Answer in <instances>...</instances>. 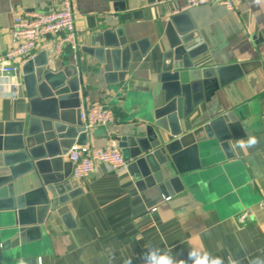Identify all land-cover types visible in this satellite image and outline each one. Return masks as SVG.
I'll return each instance as SVG.
<instances>
[{"label":"crops","instance_id":"crops-1","mask_svg":"<svg viewBox=\"0 0 264 264\" xmlns=\"http://www.w3.org/2000/svg\"><path fill=\"white\" fill-rule=\"evenodd\" d=\"M57 2L0 0V53L10 45L15 13L48 11ZM236 2L232 10L211 4L183 9L197 34L193 45L201 50L193 62L202 67L259 60L260 66L214 91L180 124L189 130L226 110L239 109V128L250 132L239 139L254 135L257 145L246 151L234 149L239 139L230 140L233 159L206 165L197 171L193 185L167 195L169 200L156 188H138L127 170L115 173L96 163L92 173L77 179L82 193L68 203V215L61 218L49 212L43 219L42 238L31 242L38 250V264H124L129 258L132 264H144L142 257L149 246L171 250L174 257L186 261L192 248L220 257L224 264L229 256L239 264L264 260V0ZM72 6L78 47L103 29L111 30L115 40L125 35L128 41L146 38L151 45L141 61L129 65L122 82L106 83L101 66L96 74L85 75L88 106L100 103L117 111L105 135L88 140L87 145L100 146L107 135L118 139L128 133L123 123L126 96L151 94L155 105L161 104L157 73L161 51L167 48L165 23L170 14L182 11H177L181 1L72 0ZM54 39L53 35L44 37L33 55L51 48ZM24 61L18 60L16 69ZM112 64L119 68L122 54ZM26 111V102L1 78L0 119L17 121ZM68 161L64 156L63 162ZM69 178L75 180L71 171ZM39 181L31 174L23 175L14 182L13 191L25 194ZM205 190L213 196L209 198ZM152 207L156 210L151 211Z\"/></svg>","mask_w":264,"mask_h":264},{"label":"water","instance_id":"water-1","mask_svg":"<svg viewBox=\"0 0 264 264\" xmlns=\"http://www.w3.org/2000/svg\"><path fill=\"white\" fill-rule=\"evenodd\" d=\"M186 15L182 10L166 19L167 48L161 51L157 73L161 104L142 93L128 95L122 103L128 133L119 136L118 146L126 170L138 188H156L165 197L193 185L197 171L206 165L233 159L229 141L250 134L239 128V109L189 130L180 122L221 86L260 66L259 60L195 66L201 50L193 45L197 34ZM150 47L146 38L128 41L119 35L115 40L111 30L103 29L90 35L86 45L60 54L51 47L15 70L14 91L27 111L17 121L0 119V264H38V250L31 242L42 238L43 219L49 212L67 216L68 203L82 193L77 180L69 178L72 163L63 158L73 145L84 146L90 137L105 135L103 127L86 130L81 120L88 106L85 75L96 74L101 66L106 83L122 82L129 65L141 61ZM120 54L117 68L112 63ZM26 174L39 183L15 195L14 182ZM205 191L209 198L214 194Z\"/></svg>","mask_w":264,"mask_h":264},{"label":"built area","instance_id":"built-area-1","mask_svg":"<svg viewBox=\"0 0 264 264\" xmlns=\"http://www.w3.org/2000/svg\"><path fill=\"white\" fill-rule=\"evenodd\" d=\"M180 1L181 7H178L177 11L207 4L222 5L232 10L237 4V0ZM9 34L10 45L0 53V79L2 78L15 94V63L30 58L44 37L47 35L55 37L52 48L56 54L76 46L72 0H58L56 7L48 11L32 9L24 13L23 11L15 13ZM112 119V109L100 103L91 104L87 106L85 113L81 112V120L88 131L94 127H103L106 131ZM65 157L72 163L71 177L75 180L92 173L96 163L105 164L109 171L115 173L126 171L127 162L123 159L118 139L111 135L106 136L104 145H73ZM164 199L169 200L170 197L166 196ZM150 210L154 211L156 207Z\"/></svg>","mask_w":264,"mask_h":264},{"label":"clouds","instance_id":"clouds-1","mask_svg":"<svg viewBox=\"0 0 264 264\" xmlns=\"http://www.w3.org/2000/svg\"><path fill=\"white\" fill-rule=\"evenodd\" d=\"M258 140L254 135H248L247 139H239L232 146L234 149L239 148L241 150H247L257 145ZM144 264H224V260L220 257H215L207 252L201 251L198 248L190 249L188 253L187 261L185 259H178L171 254V250L162 251L159 248L148 247L143 257ZM124 264H132V259L125 260ZM228 264H239V261L228 257ZM250 264H264V260L257 258L250 261Z\"/></svg>","mask_w":264,"mask_h":264},{"label":"trees","instance_id":"trees-1","mask_svg":"<svg viewBox=\"0 0 264 264\" xmlns=\"http://www.w3.org/2000/svg\"><path fill=\"white\" fill-rule=\"evenodd\" d=\"M113 111V115H115L117 113V111L115 109H112Z\"/></svg>","mask_w":264,"mask_h":264}]
</instances>
